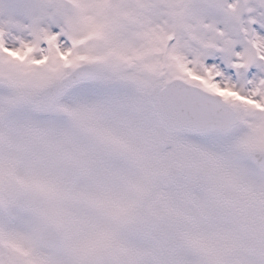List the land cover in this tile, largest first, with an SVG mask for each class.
<instances>
[{"label":"snow or ice","instance_id":"6c2138e0","mask_svg":"<svg viewBox=\"0 0 264 264\" xmlns=\"http://www.w3.org/2000/svg\"><path fill=\"white\" fill-rule=\"evenodd\" d=\"M0 264H264V0H0Z\"/></svg>","mask_w":264,"mask_h":264}]
</instances>
